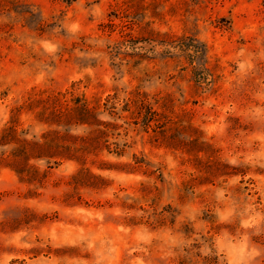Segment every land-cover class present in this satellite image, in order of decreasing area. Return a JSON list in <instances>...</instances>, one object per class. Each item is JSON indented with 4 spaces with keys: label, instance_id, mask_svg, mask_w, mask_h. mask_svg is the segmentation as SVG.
Listing matches in <instances>:
<instances>
[{
    "label": "rangeland",
    "instance_id": "374dc122",
    "mask_svg": "<svg viewBox=\"0 0 264 264\" xmlns=\"http://www.w3.org/2000/svg\"><path fill=\"white\" fill-rule=\"evenodd\" d=\"M0 264H264V0H0Z\"/></svg>",
    "mask_w": 264,
    "mask_h": 264
},
{
    "label": "trees",
    "instance_id": "16d2710c",
    "mask_svg": "<svg viewBox=\"0 0 264 264\" xmlns=\"http://www.w3.org/2000/svg\"><path fill=\"white\" fill-rule=\"evenodd\" d=\"M52 117L57 121L56 124L62 123L64 125H81L86 127H103L104 124L98 121L93 112L89 110L85 105H79L75 107L72 111L68 112L67 114H63L61 112L54 111ZM107 127V126H106ZM94 130L92 133H95ZM98 135H103V132H96ZM48 135H54L55 138L48 140ZM44 141V143H33L32 145L28 143H24L25 146L29 147L26 155H32L34 152L39 155H43V157L54 158L59 156L64 152H80L85 148V145H81L80 149H76V145L66 143L65 145H61V140L63 138H59V133H49ZM65 138H72L67 134H64ZM80 139L82 138H74ZM80 144H84L83 141L79 142ZM68 148V149H67ZM73 149V150H72Z\"/></svg>",
    "mask_w": 264,
    "mask_h": 264
}]
</instances>
